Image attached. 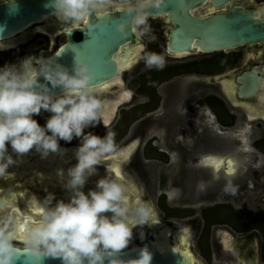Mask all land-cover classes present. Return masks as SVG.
Segmentation results:
<instances>
[{
	"label": "flooded vegetation",
	"instance_id": "1",
	"mask_svg": "<svg viewBox=\"0 0 264 264\" xmlns=\"http://www.w3.org/2000/svg\"><path fill=\"white\" fill-rule=\"evenodd\" d=\"M120 5L114 4L108 10L122 8ZM233 7L251 11L258 19H264V0H228L220 5L215 4L213 0H203L194 6L191 12L203 17L214 13L229 12ZM150 18L154 19V25L159 28L163 38L160 46L157 44L156 51H154L164 57L163 66L138 68L137 75L130 78V75L133 76V74H128L127 71L141 60L139 50H142L140 49L142 43L139 34L141 46L135 47L133 50L137 52L134 56L132 55L134 58L131 66L122 70L121 83L112 84L105 89H101L102 86H96L98 89L96 96L99 95V100L102 103L107 100L103 96L111 88H117L114 92L115 99L122 91L130 93V97L118 102L114 112L122 102H128L129 109L137 106L134 111L137 110L139 113L130 119L125 127V132H127L137 122L132 135L128 138L135 141L121 149H115L112 154L107 155L104 160L95 165L94 171L86 175L85 183L80 186L79 190L87 194L90 191L98 190L97 184L100 179H115L128 190L130 204L137 198L148 204L147 199L156 196L159 206L165 211L171 212L168 215L173 219L178 218L174 213L178 209L192 210L189 209V197L180 192L176 183L169 184L165 178L162 185L164 191L158 194L155 179L151 180L152 177L144 168L150 159L143 161L137 153L133 155V151L142 141H145V144L149 142L152 148L165 156L166 163H178L185 170H182L181 174L185 172L197 173L196 176L202 179L197 184L196 196L207 187L224 188L226 184L230 183L239 185L242 181V172L251 165L258 164L259 160L258 154L248 145V139H252L256 146L259 142L264 143V42L258 40L229 50H216L208 53H171L168 52L166 43L172 24L164 20L165 16ZM77 23L78 21L69 23L61 20L53 28L44 25L46 30L36 28L37 25H43V21L33 24L24 34L17 36L10 45L3 49L0 47V68L10 65L19 67L24 59L32 58L34 62L40 56L51 54L58 45L66 41L64 29ZM36 34L46 39L47 47L49 45L53 47L58 40L60 42L53 50H48V48H41L44 43L40 39L39 46L31 48L32 50L28 49L29 53H27V49L23 47L29 42L30 36ZM19 46L17 51L9 54ZM210 54H214L215 57H207ZM217 54L220 55L216 57ZM196 55L203 57L189 59ZM243 61L245 62L243 63ZM236 64L239 65L233 66ZM123 72H125L124 75ZM248 74L259 76L260 83L253 94L240 97L238 91L242 84L238 78ZM188 78L191 79L187 80ZM126 80L127 83L131 80L137 83L135 93H131L128 88L124 87ZM194 82L200 83L202 87L199 89L201 95L195 98L196 101L193 105L190 88ZM114 112L108 121H105L101 116L97 119L98 122L102 126L109 124ZM94 130L99 133L96 126H94ZM117 130L114 128L110 133L115 134ZM186 139H192L195 142L188 145ZM157 141L158 144H154ZM6 146H10L6 147V156H12L13 163L7 167L5 174L0 176V200L7 202L0 207V218L7 216L14 206L19 207L24 215L30 214L37 218V214L33 212L36 204L55 205L60 202L68 203L72 199L75 190L68 185L70 180L68 170L78 163L76 153H74L77 151L69 147L63 154H60L57 149L55 152L49 151L45 156L36 150L35 146L27 153L22 154L14 152L11 145ZM60 146L63 147L58 144V147ZM193 154L198 156L191 157ZM226 155H231L241 161V164L237 165L239 170L233 176L227 174L225 165L220 166L218 171H214L213 165L210 163L214 158ZM190 158L192 163L187 164ZM202 159L207 163L202 164ZM189 175L193 177L191 174ZM184 177L187 179L188 175L185 174ZM259 184L258 182L257 185ZM246 187H249L247 181ZM193 193L195 194V190L191 195ZM240 193L242 194L243 190ZM179 199L184 203H177L176 201ZM216 205L227 207L226 202H216ZM237 212L242 213V209L238 208ZM17 214H13V225ZM106 214L110 215V213ZM191 215V213H187L179 217L181 221L185 222V226L182 225V227L176 226L173 220L155 218L156 213L153 212L152 217L155 219L144 224L134 225L132 234L142 232L143 242H145L147 226L148 236L152 239V232L157 228L151 226L150 222L158 220L172 230L183 234L189 246L193 239L202 245L204 241L207 243L211 238L217 252H228L243 262L258 259L261 234L263 241L260 245V253L262 254L264 251V231L262 230L264 227L258 225L259 221L264 219H260L258 216L252 218L253 226L250 229L239 230V235L236 238L223 239V231H226L223 225L214 222L210 224L214 226L212 232L210 225L206 227L204 225L199 232L201 222L192 218ZM22 220L24 221L25 218ZM207 246L210 247V244ZM209 251L211 253L210 249Z\"/></svg>",
	"mask_w": 264,
	"mask_h": 264
},
{
	"label": "clouds",
	"instance_id": "2",
	"mask_svg": "<svg viewBox=\"0 0 264 264\" xmlns=\"http://www.w3.org/2000/svg\"><path fill=\"white\" fill-rule=\"evenodd\" d=\"M166 4L167 0H122L120 6L131 16V23L121 20L116 27L125 32L130 26L139 35L141 26L147 30L151 10ZM48 6L64 21L75 23L93 12L108 10L114 0H51ZM145 60L148 66L162 67L164 57L147 52ZM38 75L52 87L59 86L61 92L53 94L48 84L38 81ZM93 81L90 64L80 59L74 61L71 72L51 61L34 67L32 58L24 59L19 67L0 68V176L13 163L12 156H6V145L18 154L35 146L46 156L58 149V139L81 137L85 127L103 116L106 105L97 99ZM41 109L52 113L44 126L33 118ZM114 151L111 133L105 137L83 135L76 152L78 163L68 170V185L75 195L55 207L39 206L37 218L29 217L23 225L18 219L13 225V214L19 211L15 207L0 218V264H14L17 254L25 251L59 257L62 264H105L106 256L108 264H150L152 253L147 247L127 262L116 254L127 247L134 225L152 219L151 207L139 198L130 204L128 190L115 179H100L98 190L87 194L79 190L86 175ZM201 163L207 161L202 159Z\"/></svg>",
	"mask_w": 264,
	"mask_h": 264
},
{
	"label": "water",
	"instance_id": "3",
	"mask_svg": "<svg viewBox=\"0 0 264 264\" xmlns=\"http://www.w3.org/2000/svg\"><path fill=\"white\" fill-rule=\"evenodd\" d=\"M203 0H167L165 7L153 8L152 16H165V21L172 26L168 31L166 48L168 52L208 53L216 50H229L244 43L264 42V19H258L253 12L233 7L229 12L214 13L207 16L194 15L191 10ZM220 5L228 0H213ZM51 0H3L0 1V41L23 34L30 26L43 21L54 13ZM130 25L131 16L123 8L93 12L89 17L72 27L64 29L66 41L58 45L51 53L34 60L39 68L51 61L52 65L72 71L74 61L90 64V73L94 77L93 86H102L112 80L118 71V60L127 58L135 47H140L137 31L127 26L125 32L117 29L121 21ZM38 81L48 84L53 94H59V86L52 87L43 75ZM241 82L238 95L246 97L253 94L260 81L259 76L248 74L239 77ZM7 202L0 200V207ZM47 204V203H46ZM41 206H43L41 204ZM146 226L145 242L121 250L116 256L127 262L138 256L139 251L147 247L152 253L150 264H197L191 262L183 250L170 249L160 252L148 236ZM190 247V246H189ZM190 249V248H189ZM109 258L105 257V264ZM14 264H62L61 258L34 256L30 252H21L14 258Z\"/></svg>",
	"mask_w": 264,
	"mask_h": 264
},
{
	"label": "rangeland",
	"instance_id": "4",
	"mask_svg": "<svg viewBox=\"0 0 264 264\" xmlns=\"http://www.w3.org/2000/svg\"><path fill=\"white\" fill-rule=\"evenodd\" d=\"M121 3L122 0H114V4H121ZM30 37L31 38L29 39V42L23 47L27 49V53H29V50H32L31 48H35L39 46L38 43L40 42L39 41L40 39L44 43V46H42L41 48L44 49L48 48V50H53L56 47V45L60 42L58 40L56 45H53V47L51 45L47 47L46 39L44 37L37 34ZM140 38L142 43V46L140 48L142 50L141 51L139 50V54L141 55V60L136 62L134 65H132V67L127 71L128 74H133V76L130 75V78L135 77L137 75V73L139 72L138 68L146 69L148 67L150 68L155 66V65L148 66L145 60V53L156 51V47L158 45L160 46L163 40V38L160 35L159 28H157L154 25L153 18H149L147 30H145V26L140 27ZM19 48L20 46L15 50L9 52V54H12L13 52L17 51ZM218 55L220 54H217L216 57H218ZM201 57L203 56L196 55L193 57H189V59L201 58ZM207 57H215V55L210 54ZM244 62L245 61H243V63ZM238 65L239 64L233 66L236 67ZM122 74L124 75L125 72H123ZM189 79L191 78H188L187 80ZM124 87L128 88L131 93H135L137 83L133 82V80L127 83L126 80V84L124 85ZM201 87L202 85L198 82H194L191 85L192 89L190 88V95H193V99H192L193 105L195 104L196 101L195 98L201 95V93L199 92V89ZM116 89L117 88H111L109 92H106L103 97L107 100L115 99L114 92ZM97 99H99V95L97 96ZM151 104H154V102H151ZM129 105L130 104L128 102H122L121 104H119L109 124L102 126L98 122V120H96L95 122L89 124L87 127L83 129L81 137L73 136V139L71 141L58 139V144L62 145L65 148L80 147V145L82 144L83 135L91 133L99 137H105L107 136L106 134L112 131V129L116 128L118 129L117 132L115 134H112L114 149L118 150L129 145L130 143L135 141L128 138L129 136L132 135L133 128H135L137 122L133 124L130 127V130H128L127 132H125V127L127 125V122L130 119L134 118L135 115L139 113L137 110L134 111V109H136L137 106L129 109ZM51 115H52L51 112L41 109V111L38 114L34 115L33 118L36 119L41 126H44L46 124V121L50 118ZM126 115L128 116L126 117ZM94 126L98 128L99 133L96 130H94ZM187 141H188V145L193 144L195 142L192 139H188ZM145 143H146L145 141L139 143V145L133 151V155L137 153L139 155V158L142 159L143 161H147V159H150L149 163H146L144 168L148 171L150 177H152L151 180H153V178L155 179V184L157 186V193L159 194L160 192L164 191V187H162L164 178L169 184L176 183L180 192L183 195H187V197H189L188 198L189 199L188 204L190 206L189 209H192V210L178 209L174 212L175 215H177L176 217L178 218L172 219L168 215L171 212H167L164 209H162L159 206L158 203L159 201L157 200V197L153 196L152 198L150 197L149 199H147L146 202L148 203V205L151 207L152 210L154 209L153 212L156 213L155 218H160L163 220L164 219L173 220L176 226H182V225L185 226V222L181 221L179 217L187 213H191L192 218H196L201 222V227L199 232H201L204 225L206 227L214 222L216 224L219 223L220 225H223L226 228V231L225 230L223 231L224 232L223 239L236 238L239 235L238 234L239 230L250 229L253 226L252 218H254L255 216H258V218L260 219H264V188H263L264 187V143L259 142L257 143L256 146V144H253L252 139L250 138L248 139L247 141L248 145L251 147L252 150H254L255 153L258 154L259 160H258V164L251 165V167H249L248 169L242 172V178H241L242 181L240 182L239 185L235 183L232 184L230 183V184H226V187L224 188L207 187L206 189H202L199 192L198 196H196L197 194L196 190L198 189L197 184L202 178L197 177L196 176L197 173L185 172L181 174V172L185 170H183L178 163L176 162L166 163L164 155H162L161 153L157 152L154 148H152L149 142H147V144ZM154 144H158V141L154 142ZM6 147H10V146H6ZM193 156L195 158L198 155L193 154L191 157ZM191 160L192 159L190 158L187 164L192 163ZM185 174L188 175L187 179L184 177ZM189 174H191L193 177H190ZM246 181L248 182L249 187H246ZM256 181H258L260 184L257 185L258 182ZM194 190H195V194L193 193L191 195V193ZM241 190H243L242 194L240 193ZM255 191H258V193H255ZM136 192L139 193V191ZM176 202L177 203L179 202L180 204L184 203L180 199L179 201ZM216 202H226L227 207H223L221 205L217 206ZM42 205L44 207L51 208V207H55L57 204L55 205L42 204ZM238 208L242 209V213L237 212ZM155 218L152 217V219ZM258 225H260V227L262 226L264 227V220L259 221ZM210 227H211L210 230L212 232L213 231L212 228L214 226L210 225ZM262 230L264 231V229ZM143 241H144V237L142 232L133 233L127 247L135 244L139 245L143 243ZM262 241H263V237L261 234V237H259L258 259L255 261L253 259L248 260L247 262L249 263L240 261L238 258H236V256L233 257L228 252L227 253L217 252L215 250L214 243L211 242V238L210 240H208L207 243L206 241H204L202 245L198 244V242H196V239H193L192 241H190L189 248L194 258L196 259L197 263L199 264H264V251L262 252V254L260 253L261 252L260 245L262 244ZM209 244L210 247L207 246ZM209 249L211 250V253Z\"/></svg>",
	"mask_w": 264,
	"mask_h": 264
},
{
	"label": "bare ground",
	"instance_id": "5",
	"mask_svg": "<svg viewBox=\"0 0 264 264\" xmlns=\"http://www.w3.org/2000/svg\"><path fill=\"white\" fill-rule=\"evenodd\" d=\"M61 20H63L62 18L58 17L56 14H52L49 17L45 18L43 20V25H37L36 28L38 29H43L46 30V28H44V25H48L50 27H56V25L58 24V21L60 22ZM24 34V33H23ZM16 37H12L10 39L4 40V41H0V47L3 49L6 46L10 45V43L15 40ZM135 52L137 51H133V53L127 57L124 58L122 60H118V71L116 76L110 80L108 83H105L104 85H102L101 89H105L109 86H111L112 84H116V83H121V72L124 68H128L131 66L132 62H133V56L135 55ZM133 55V56H132ZM127 97H130V93L128 91H122L119 95L118 98L115 99L114 101H107L105 100L103 102V104L106 105V108L104 109V113L102 118L105 121L109 120L110 115L114 112L117 104L119 101H121L122 99H125ZM210 114V113H209ZM211 116V115H209ZM245 141V140H244ZM60 154L65 153V151L67 150L65 147H58ZM75 151L78 150L77 147L73 148ZM37 150V149H36ZM41 154H43V150H39ZM76 153V152H74ZM213 159V158H211ZM213 165V169L214 171H218L220 166L225 165V171L228 172L231 171L233 176L237 173V171L239 170L237 167L238 163L241 164V161L238 160V158H235L231 155H226L224 157H220V158H214L211 162ZM115 170L118 172V170L115 168ZM170 195L171 192H170ZM41 205H37L34 206L33 212L37 214L38 212V207ZM15 208H17L18 214L16 215V219H15V223L16 220H19V223L21 225H23L24 221L31 217L33 219H35L36 217L28 214V215H24V213L22 212V210L19 207L14 206ZM20 216V217H19ZM25 220L23 221L22 219ZM14 223V226H15ZM150 225L153 226L154 228H157L156 231L152 232L153 238L152 243L154 244V246L162 253H166L167 251H169L170 249H175V250H183V254L191 261V262H195L197 263L196 259L194 258L193 254L191 253L190 249H189V244L187 243L185 236L183 234L178 233V231L176 230H172L170 227L166 226L165 224H163L162 222L158 221V220H153L150 222ZM136 246V244L134 245ZM199 264V263H197Z\"/></svg>",
	"mask_w": 264,
	"mask_h": 264
}]
</instances>
